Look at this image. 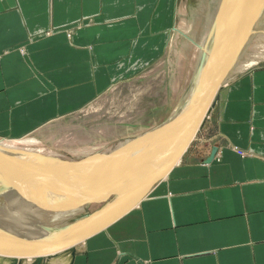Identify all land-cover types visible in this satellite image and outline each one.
<instances>
[{
    "label": "crops",
    "instance_id": "0c3cea01",
    "mask_svg": "<svg viewBox=\"0 0 264 264\" xmlns=\"http://www.w3.org/2000/svg\"><path fill=\"white\" fill-rule=\"evenodd\" d=\"M178 14L179 0H0V136L92 101L157 55ZM195 137L73 264H264V67L228 82Z\"/></svg>",
    "mask_w": 264,
    "mask_h": 264
},
{
    "label": "rangeland",
    "instance_id": "374dc122",
    "mask_svg": "<svg viewBox=\"0 0 264 264\" xmlns=\"http://www.w3.org/2000/svg\"><path fill=\"white\" fill-rule=\"evenodd\" d=\"M223 1L179 0L176 31L173 32V35H162V47L156 56H148L146 61L134 62L131 70L123 79L120 78L114 81L110 88L78 110L57 117L39 129L21 137L0 136V146L37 150L40 151V155H35V157L46 159L45 162L39 161L37 166L33 165V168L29 167L23 171L15 168L8 172L16 174L30 170V168L40 170L45 165L51 167L52 164H55L52 161L55 158L62 162L80 164L88 157L91 158L92 155L90 154L92 153H100L101 156H106L118 151L120 147L124 146L125 142L139 138L153 131L155 127V129L159 128L179 107L186 93L193 87H199L202 75L205 72L207 73L212 63L216 62L222 33L226 29L225 23L232 13L231 9L224 20L220 21V24L218 23ZM243 10L245 13L246 9ZM233 11L234 14H238L239 7L235 5ZM237 14L230 24V36L226 38L228 47V50H224L226 56L225 53H221L222 59L218 60L219 63L226 61L225 58L230 56L234 47V35L238 31L239 25L247 19H244L242 15L237 16ZM219 26H222V28H219ZM262 31L263 35H261ZM255 32L256 34L243 37L238 54L221 84L220 93L228 82L238 74L253 68L264 67V29L261 28ZM232 38H234L233 41H231ZM203 49L204 53H202ZM200 76L201 78H199ZM200 79L201 81H198ZM197 87L194 93L197 91ZM217 95L216 102L220 97V94ZM216 102L213 104L214 108ZM189 115L190 113L187 115L188 117H185L182 125L190 118ZM209 134L211 135L204 139L205 146H208L214 140V133L210 132ZM27 139L34 140V143L24 144L23 142ZM166 141L163 139L157 145L155 144L152 147L155 152L147 154L149 158L144 152L140 153L143 157H147L142 159L144 160L143 163L149 167L156 166L158 161H153V159L156 152L160 151L158 148H161ZM125 147L127 148V146ZM135 152H133L135 155H130L126 159L111 160L108 168L109 172L115 174L112 172L116 170L117 173H120V178L116 184L110 182L107 186L106 184L100 185L97 195L94 190L99 184L100 178L92 179V181L85 179L82 181L85 186L88 185L87 188L90 187L93 190H91V194H95L98 199L112 190L115 192L110 195L108 200L88 204L83 202L84 209L82 211L76 212L73 217L61 220V225L55 227L58 234H62L65 230L78 225L87 216L101 210L107 204L125 194V190L129 187L128 184H125V181L135 175L136 169H139L142 163L141 159L136 160L140 155ZM61 166L63 167L61 173H68L65 165ZM84 193H86L85 189H82L76 200L82 202L90 199ZM0 240L11 241L12 239L0 234Z\"/></svg>",
    "mask_w": 264,
    "mask_h": 264
},
{
    "label": "bare ground",
    "instance_id": "6f19581e",
    "mask_svg": "<svg viewBox=\"0 0 264 264\" xmlns=\"http://www.w3.org/2000/svg\"><path fill=\"white\" fill-rule=\"evenodd\" d=\"M248 1L250 3H248L247 7L245 8L242 1L239 0L237 4L239 7V12L238 14L235 13L233 16V20L236 18V14L237 16H244V19L247 18L246 22H248L249 19L253 20L252 25L249 28H242L240 30L239 35H246V37L256 34L255 31L258 29H264V0ZM229 8L230 0H224L222 2L221 12L218 17V23L224 20L226 14L230 10ZM244 8L246 9L247 13H244ZM215 15L217 16V14ZM219 28H222V26H219ZM261 35H263V31L261 32ZM234 36L236 38L237 33ZM233 39L234 38H232L231 41H233ZM202 53H204V49ZM205 74L206 72L202 75V78L201 76L199 78L203 79ZM201 79L198 81H201ZM196 87H193V89L189 90L184 98L182 97L183 99L179 107L175 109L167 121H165L159 128L155 129V127L153 131L148 132L139 138L129 140L127 143L125 142L126 144L124 143V146L120 147V149L116 152L110 153L106 156H101L100 153H92L90 154L92 155L91 158L88 157V159L84 160L82 163L71 164L73 165V168L78 170V172L75 174H71L69 172L61 173V170L63 169V167L60 165L61 163H55L54 165L52 164L51 167H47V165H45V167L41 168L40 170H32L31 168H33V165L37 166L39 161H46L45 158L35 157V155H40V151L33 149H19L11 146H0V234L6 236L7 238H11L12 240H18L26 244H33L39 242L40 240L48 239L52 236L54 237L58 235L55 227L61 225L60 221L64 220L65 218L73 217L76 212H80L84 209L82 204L83 202L76 200L79 197L82 189H85L86 193L84 194L88 195V198L91 199L93 196L95 197L100 185L106 184L107 186L110 182H115V184L118 182L120 173H117V171L114 170L112 173L115 174H110L108 169L112 159H126L130 157V155H135L133 152L136 151L135 153L140 155L136 158V160H142L147 157H143V155L140 153L144 152L145 155L148 156L147 154L149 152H155L152 150V147H154L155 144L157 145L159 141H162L163 139L165 141L168 140L166 141V144H168L177 136L181 126L172 124V122H174L181 112L187 111L191 104L194 102L197 104L199 102L201 94L196 92L194 93ZM220 91L221 86L218 89L217 94H220ZM212 108L213 105L210 107L206 118L210 115ZM23 143L33 144L34 140L27 139ZM125 146H127V148ZM143 162L144 160H142L140 166L145 164ZM29 167H31L30 170L25 172H20L19 170L17 171L20 173L16 174H10L8 172L15 168L22 169L23 171ZM99 178V184L94 190L95 194H91L93 190L90 189V187L87 188L86 186L88 185L85 186L82 181L84 179L87 181H92V179L96 180ZM18 259L20 264H32L34 261L32 258ZM71 259L72 257L70 256L69 251H60L49 256L42 257L43 261H41L40 264H47L50 261H53V263L56 264H73L75 254L72 262ZM6 262L11 264L14 263L12 260L0 256V264H5Z\"/></svg>",
    "mask_w": 264,
    "mask_h": 264
},
{
    "label": "water",
    "instance_id": "95a60500",
    "mask_svg": "<svg viewBox=\"0 0 264 264\" xmlns=\"http://www.w3.org/2000/svg\"><path fill=\"white\" fill-rule=\"evenodd\" d=\"M238 1L239 0H230L229 11L231 12L232 9V13H229L230 17L226 23V29L222 33L221 43L216 55L217 60L210 65L205 77L200 82L196 91V93L201 94L200 100L197 104L195 102L191 104L187 111L181 112L174 122H172V124L182 126V129L177 133V136L173 140H171L168 144L165 142L164 147L162 146L160 151L158 150V152H156L153 161H158V164L154 167H149L146 164H143L139 167V169H136V172L134 173L135 175L132 174L134 176H131L129 180L125 181V184L129 185L124 192L125 194L107 204L101 210L87 216L81 223L67 229L62 234L40 240L39 242L33 244H26L18 240H0L1 257L10 259L16 264H20L18 258H32L34 260L32 264H40L41 261H43L42 257L49 256L60 251H69L70 256L72 257V262L75 254L74 248L77 244L105 229L107 226L136 207L142 199L147 196L154 185L168 174L170 169L181 159L182 155L202 126L210 107H212L214 102H216L217 91L221 86V82L229 71L232 62L242 45L244 35H239L240 30L242 28L247 29L252 25L253 20L250 19L248 22L245 20L239 25L240 28L238 27L239 29L236 32L237 36L235 38L234 47L232 48L230 56L225 58L226 61L219 63L218 60L220 61V59H222L221 53H225L224 50L228 48L226 38L230 36L229 28L233 21V10L235 5L238 4ZM241 1L245 8L248 3H250L248 0ZM189 113L191 115H189L190 118L182 125L185 117ZM215 150V148L211 150L206 162H210L212 160ZM52 161L53 163H61L60 165H65V168L71 174L78 172V170L73 168L71 162H62L56 159ZM114 192L115 191L112 190L107 193V195L100 196L99 199L93 197L82 202L88 204L100 200H108L110 195Z\"/></svg>",
    "mask_w": 264,
    "mask_h": 264
}]
</instances>
